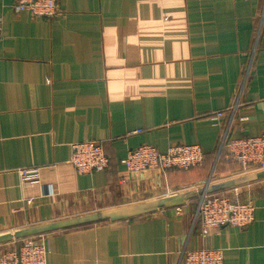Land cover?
I'll return each instance as SVG.
<instances>
[{"label": "crops", "instance_id": "0c3cea01", "mask_svg": "<svg viewBox=\"0 0 264 264\" xmlns=\"http://www.w3.org/2000/svg\"><path fill=\"white\" fill-rule=\"evenodd\" d=\"M16 2L0 0V237L191 193L46 233L48 264H182L205 248L223 251V264H264V179L216 192L253 202L251 225L203 237L196 221L204 189L255 173L227 151L212 171L225 131L264 132V0H58L53 20ZM82 141L101 143L109 170L75 171L71 145ZM141 145H196L205 161L129 174L122 162ZM30 170L38 180L24 182Z\"/></svg>", "mask_w": 264, "mask_h": 264}, {"label": "built area", "instance_id": "2783aa9c", "mask_svg": "<svg viewBox=\"0 0 264 264\" xmlns=\"http://www.w3.org/2000/svg\"><path fill=\"white\" fill-rule=\"evenodd\" d=\"M14 10L28 12L36 19L53 20L60 14L58 0H17ZM0 21V40H1ZM221 114H218L220 116ZM227 151L228 157L241 165L244 173L264 170V132L256 137L231 138L229 131L223 134L217 159ZM205 155L199 146H175L166 153L150 145H141L130 150L122 162L126 172L144 173L157 170L164 176L172 170L189 171L203 165ZM70 164L79 174L107 171L111 161L101 143L82 141L71 145ZM24 182L37 181L34 170L21 171ZM239 193L204 194L200 197L196 221L200 234L207 237L211 231L221 228L239 229L251 225L255 220L253 202H240L233 196ZM50 254L48 236L45 234L16 239L0 250V264H48ZM224 254L216 249H192L183 253L182 264H223Z\"/></svg>", "mask_w": 264, "mask_h": 264}, {"label": "water", "instance_id": "95a60500", "mask_svg": "<svg viewBox=\"0 0 264 264\" xmlns=\"http://www.w3.org/2000/svg\"><path fill=\"white\" fill-rule=\"evenodd\" d=\"M264 179V170L260 172H256L251 175H247L238 179H234L228 182H224L218 185H214L209 187V189H204L201 195L204 194H213L216 192L232 189L241 185L249 184L255 181H259ZM193 194H181L173 197L163 198L156 200L154 202H150L147 204L119 209V210H112L102 213H97L93 215H87L83 217H78L71 220H66L58 223H52L42 226H36L29 229H25L22 231H18L14 234H9L0 237V243L11 242L16 239H23L27 237H33L37 235L46 234L53 231H59L64 229L82 227L86 225H95L105 221H118L121 219L128 218L130 216L148 213L156 211L160 208H167V207H174L178 203H182L185 200L189 199Z\"/></svg>", "mask_w": 264, "mask_h": 264}, {"label": "rangeland", "instance_id": "374dc122", "mask_svg": "<svg viewBox=\"0 0 264 264\" xmlns=\"http://www.w3.org/2000/svg\"><path fill=\"white\" fill-rule=\"evenodd\" d=\"M218 160H220V158L219 159H216V162L218 161ZM215 162V163H216ZM220 164V162L218 163H216L215 164V167L213 168V171H212V173H216V168H217V165H219ZM257 172H260V171H257ZM256 173V172H255ZM108 210H103V209H100L99 207L97 208V210H94L92 213H89L88 215H93V214H97V213H102V212H107ZM85 216H87V215H85ZM83 217V216H82Z\"/></svg>", "mask_w": 264, "mask_h": 264}, {"label": "trees", "instance_id": "16d2710c", "mask_svg": "<svg viewBox=\"0 0 264 264\" xmlns=\"http://www.w3.org/2000/svg\"><path fill=\"white\" fill-rule=\"evenodd\" d=\"M224 153V152H223ZM223 153H222V156H223ZM205 161V160H204Z\"/></svg>", "mask_w": 264, "mask_h": 264}]
</instances>
